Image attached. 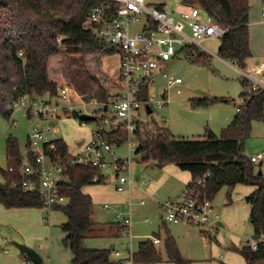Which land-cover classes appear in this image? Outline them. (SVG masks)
<instances>
[{
  "label": "trees",
  "instance_id": "obj_1",
  "mask_svg": "<svg viewBox=\"0 0 264 264\" xmlns=\"http://www.w3.org/2000/svg\"><path fill=\"white\" fill-rule=\"evenodd\" d=\"M203 12L224 27L219 39L217 55L222 60H234L237 68L247 66L251 57L249 47V0H193ZM97 0H0V116L6 120L13 113V104L21 96L56 95L64 84L59 70L65 69L84 77L83 87L89 98L98 95L101 102L120 93L122 85L115 74L101 70L104 56L117 51L103 44L85 21ZM181 53L189 61L208 64L207 54L193 46ZM240 97L245 102L236 111L233 119L219 135L206 128L199 138H176L167 129L154 124L152 128L136 123L133 136L137 139L135 153H142V160H153L159 166L174 164L190 174L185 187L196 184L209 200L224 187L231 189L242 184L254 189L244 197L249 206L248 221L252 227L255 249L248 244H231L228 250L243 258L244 264H264V175L245 154L244 143L249 137L252 121L264 122V89L247 91V82L242 79ZM85 89V90H84ZM147 97V89L143 91ZM216 100L206 98L193 100L191 105L210 106ZM94 121H98L94 119ZM109 142L120 145L127 139L125 132L105 133ZM56 150L48 152L52 162L66 161V145L55 142ZM7 168L16 167L21 153L17 140H6ZM32 161V157H31ZM34 165V161H32ZM0 170V204L4 208H43L39 195L19 186L22 177L16 172ZM69 180L61 184L65 197L62 204L51 210L61 212L65 222L61 225L62 243L72 255V264H109V248H88L83 245L85 236L96 231L92 219L93 201L83 188L103 184V170L92 166H73L68 169ZM13 183H16L13 186ZM116 226L118 235L120 227ZM159 237L158 234H154ZM167 262L188 264L181 256L173 238L164 241ZM162 261L161 250L150 238L138 242L133 255L135 264H156Z\"/></svg>",
  "mask_w": 264,
  "mask_h": 264
},
{
  "label": "rangeland",
  "instance_id": "obj_2",
  "mask_svg": "<svg viewBox=\"0 0 264 264\" xmlns=\"http://www.w3.org/2000/svg\"><path fill=\"white\" fill-rule=\"evenodd\" d=\"M262 11H264V0H250L249 37L252 56L247 60L250 67L264 61V16L261 15ZM204 17L205 15L201 13V18ZM219 42V39H213L204 43V47L209 51L208 64L189 61L183 53L171 58L165 66L167 75L172 79L179 77L182 83L167 86L166 80L156 73L150 91L152 111L148 113L145 105L141 103L139 109L135 111L137 122L146 128H152L155 124L163 130H169L176 138H199L204 134L206 128L219 135L221 130L233 119L239 105V94L244 90L241 85L243 78L237 67L218 57ZM118 63V53L105 56L102 60V67L105 71L103 73L115 74ZM59 77L72 93L75 102L85 98L83 87H87V83L81 74L60 69ZM163 93L166 103L161 108H157V101L162 99ZM89 96L90 94H87L86 98L88 99ZM94 97L101 103L98 95H94ZM203 98L216 101L210 106L193 107L191 105L193 100ZM99 108V104H92L85 107L76 106L74 111L91 114L94 111L99 112ZM107 111L106 116L110 117V108ZM11 118L16 121L15 125H10L9 120L0 116V170H5L8 165L5 149L6 140L9 137L17 140L21 154L24 153L28 145V135L31 129L29 119L23 116L18 109L13 111ZM51 125L54 126L55 134L59 139L73 144L83 138L87 139L90 130L97 129L99 121H89L82 125L75 117L62 116L58 122H51ZM137 143V139L133 135H129L120 145L112 144L114 157L108 153L105 154L107 162H111L113 159L127 160V168L120 173L134 182L130 200L133 209L131 253L137 251L139 241L158 234L160 243L156 247L160 248L161 258L165 262L164 241L170 235L180 254L189 260L188 264H222L227 262L229 257L234 258L232 260L234 264H244L242 257L229 255L228 247L231 244L245 245L246 240L252 238V227L248 221L249 206L243 197L250 193L254 187L242 184H238L237 187L235 185L231 189L224 187L211 200L218 220L222 222L223 226L198 228L185 222L165 223L158 204L163 201V186L156 188L158 195L155 199L149 198L139 191L144 188L143 183L158 184L157 180H160L163 173L162 166L157 165L153 160L144 162L142 153H135ZM129 144H133L134 147H130ZM244 149L247 155L264 152V122L252 121L250 135L245 140ZM258 167L264 175V161ZM103 174L105 176L103 184H94L85 188L86 193L91 196L94 202L92 219L96 224L95 228L98 229L85 236L83 245L88 248H108L110 244H113L114 250L109 255V264H130L127 259L128 252L123 246L129 243L128 237H113L107 227L114 221L115 213L120 212L122 216L127 214V206L119 207L115 200L120 196H125L129 191L122 193L115 191L116 171L112 167H105ZM2 182L3 178L0 173V183ZM168 183L172 184L171 180ZM141 199L145 201L142 206L138 205ZM105 203L107 208H103ZM37 209L40 211V220L44 216L49 221L45 225L50 229L49 234L43 238L45 234L40 233L37 226L32 230L29 229L30 226H26L27 229L14 226L1 227L0 231L7 238L2 246V250H6L4 254L14 253L17 257L20 256L15 244L27 246L24 243V237L27 235L37 237L32 240L31 246L27 247L33 249L40 256L41 264H72L71 252L62 243L64 234L61 225L65 222L64 215L54 210ZM202 229H205V232L202 233ZM115 250L120 251V256L115 255ZM22 264L34 263L24 261Z\"/></svg>",
  "mask_w": 264,
  "mask_h": 264
},
{
  "label": "built area",
  "instance_id": "obj_3",
  "mask_svg": "<svg viewBox=\"0 0 264 264\" xmlns=\"http://www.w3.org/2000/svg\"><path fill=\"white\" fill-rule=\"evenodd\" d=\"M201 13L205 15L204 18H201ZM85 25L95 32L103 44L117 51L119 55L117 77L122 85L120 93L109 97L106 103L98 102L95 97L87 99V94L84 99L75 102L70 90L63 85L57 89L54 96L25 94L13 104V111L18 109L29 119L31 129L27 148L21 154L18 164L16 167H8L7 170L16 171L22 177L19 184L21 189L37 193L43 208L47 210L65 201L61 184L68 182V169L73 166H92L101 170L108 166L112 167L116 171L115 191L119 193L129 191L134 182L120 173L127 168V160L105 161L106 153L112 157L114 154L113 143L106 140L103 135L109 132H125L127 137L133 135L135 125L138 123L135 111L139 109L141 103L145 105L146 110L147 107L151 110L150 91L154 75L160 73L167 86L182 83L179 77L173 79L168 77L165 68L167 62L188 46L208 54L204 43L220 39L225 32L224 27L203 12L193 0H97L89 12ZM229 63L236 66L234 60ZM237 70L248 84L247 91L264 89V61L253 67L247 65ZM144 89H147L145 98ZM245 100V97L239 96L237 111ZM165 103L166 98L163 94L162 99L157 101V108H161ZM92 104H99V112L87 114L74 111L76 106L85 107ZM108 108L111 110L110 117L106 116ZM81 114L93 115L99 121L97 129L90 130L87 139L83 138L73 144L59 139L51 122H58L65 116L75 117L80 124L85 125L89 121L80 120ZM9 124H16L11 116ZM58 140L63 141L67 147V159L63 163L52 162L48 155V152L56 150L55 142ZM129 146L134 147L133 144ZM249 159L253 163L262 161L264 152L252 155ZM201 182L197 180L196 184L184 187L175 198L158 202L165 223L185 222L198 228L218 226V215L213 209L212 201L198 189ZM15 185L16 183H13V186ZM157 195L158 192H154L152 197L155 199ZM144 204V199H141L139 205ZM126 206L127 214L122 216L120 212L115 213L113 222L120 227L118 236L128 237L129 243L123 246L128 252L127 259L130 264H135L134 253H131L133 211L130 200L126 202ZM103 208H107L106 203ZM201 232H205V229ZM150 239L153 244L160 243L158 237L153 236ZM249 246L255 249L257 242L251 240ZM113 250L114 247L111 252ZM115 255L120 256V251L115 250ZM29 261L27 260V263Z\"/></svg>",
  "mask_w": 264,
  "mask_h": 264
},
{
  "label": "crops",
  "instance_id": "obj_4",
  "mask_svg": "<svg viewBox=\"0 0 264 264\" xmlns=\"http://www.w3.org/2000/svg\"><path fill=\"white\" fill-rule=\"evenodd\" d=\"M160 1H162V0H160ZM249 4H250V0H249ZM171 6H172V4H171ZM249 10H250V8H249ZM261 15L264 16V11L261 12ZM249 23H250V21H249V18H248V30H249ZM249 47H250V39H249ZM250 51H251V49H250ZM251 56H252V53H251ZM103 58H102V60H103ZM248 63L249 62L247 61V65H248ZM117 68H118V65L116 66L115 69H117ZM101 70L103 72H105L104 69H103V67H102V62H101ZM175 85H178V84H175ZM163 94H162V96H163ZM252 155H255V154H252ZM252 155H247V156L250 157ZM262 161H264V160H262ZM262 161L256 162V163H258L257 165H256V163H254L257 168H259L258 167V166H260L259 163H261ZM162 169H163L162 170L163 171L162 177L159 178L160 180H157L158 181V184H154V183L145 184L143 189H139V191H140L141 194L146 195L147 197L154 199L152 197V194L154 192H157L156 191V188H158V186L159 187L160 186H163L162 187V196H163L162 197L163 198L162 200L167 199V198H175L184 189V187L186 186V184L190 181V178H191L190 177V174L188 172H186V171H182V170L178 169V167H176L174 164H165V165L162 166ZM169 180H171L172 184L171 183H168ZM237 186L238 185H236V187ZM172 187L174 189H171ZM85 188L82 189V191L84 193H86ZM248 190H250V189L248 188ZM123 195H125V194H123ZM244 197H243V200H244ZM131 198H132V192H131V189H130L129 190V193H127L125 196L118 197L115 200V202H116V204L119 207H122V206L124 207L126 205V202L129 201V200H131ZM92 201H93V199H92ZM42 209H45V208H42ZM132 211H133V209H132ZM248 214H249V208H248ZM39 215H40L39 209L34 208V207H24V208L18 207V208H9V209H7V208H4L0 204V228L1 227L2 228L3 227H7L8 228V227L14 226V227H19V228L22 227V229H27L26 226H30L29 229L32 230L33 227H36L37 226L39 228V232L45 234V236L43 238H46V235L49 234L50 229L47 226H45V225L48 224L49 221L44 216L40 220ZM45 219L47 221H44ZM40 225H41V227H40ZM115 225L116 224L114 222H112V223H110L107 226L109 228V229L107 228L108 231L110 232V234L113 237H117L118 236L117 233H116V226ZM218 226H223V224L222 225H218ZM252 234H253V231H252ZM154 237H156V235H154ZM35 238H37V237H30V236L25 235V237H24V243L27 246H31L32 240H34ZM6 239H7L6 238V235H4L2 233V231H0V262L2 264H22V262L24 263V261L29 260V258L26 255L21 254L20 252H19L20 253L19 254L20 256H18V257L14 253L4 254L6 252V250L5 249L2 250V246H3V244H5ZM251 240H253V239L251 238ZM251 240H246V243L245 244H248L249 241H251ZM158 244H155V245H158ZM229 255H233V256L236 255L237 256V254H235V253H233L231 251L229 252ZM71 258H72V255H71ZM232 260H234V258L233 257H231V258L229 257V259L227 260V262H223L222 264H234L232 262ZM164 263L171 264V263L167 262V259L165 260V262H163V260H162V262H159V263H156V264H164ZM208 264H210V263H208Z\"/></svg>",
  "mask_w": 264,
  "mask_h": 264
},
{
  "label": "water",
  "instance_id": "obj_5",
  "mask_svg": "<svg viewBox=\"0 0 264 264\" xmlns=\"http://www.w3.org/2000/svg\"><path fill=\"white\" fill-rule=\"evenodd\" d=\"M199 93L202 94L203 92H199ZM147 112L148 113L151 112V110L148 107H147ZM79 118L82 121H94L95 119L93 115H87V114H81ZM259 165H261V163H259ZM258 173H261L260 169H258ZM217 225H222V223L220 221H217ZM15 246L18 249V251L21 254L26 255L31 262H33L34 264H41V258L38 256V254L33 249L23 244L16 243ZM112 248H113V244H110L109 249L111 250Z\"/></svg>",
  "mask_w": 264,
  "mask_h": 264
}]
</instances>
